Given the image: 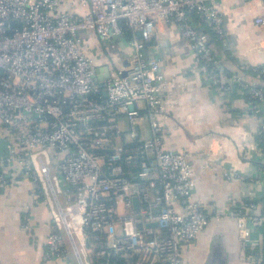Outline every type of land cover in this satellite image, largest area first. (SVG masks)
<instances>
[{
	"label": "built area",
	"instance_id": "2783aa9c",
	"mask_svg": "<svg viewBox=\"0 0 264 264\" xmlns=\"http://www.w3.org/2000/svg\"><path fill=\"white\" fill-rule=\"evenodd\" d=\"M70 1L0 0V190L16 173L36 182L45 195L42 182L47 183L54 206L41 223L48 228L43 259L71 250L83 264L85 249L104 258L103 264L117 258L125 264H181L184 246L210 217L193 195L189 153L164 145L166 80L157 59L145 58L144 48L160 23L173 21L210 85L228 88L225 56L213 46L226 40L222 14L212 0ZM74 2L87 4L88 12L77 16ZM190 14L209 27L213 41ZM254 22L264 25V14ZM124 26L130 31L129 63L122 67L128 74L110 63L99 73L108 77L98 79V64L80 32L103 40L123 35ZM247 73L264 81V64L239 63L229 76L246 88L258 118L264 85L249 84ZM254 136L264 159L263 122ZM255 207L250 200L229 210L238 237L247 243L253 225L264 232V207L254 213ZM23 227L32 230L27 221ZM252 254L253 262L264 264V233Z\"/></svg>",
	"mask_w": 264,
	"mask_h": 264
},
{
	"label": "crops",
	"instance_id": "0c3cea01",
	"mask_svg": "<svg viewBox=\"0 0 264 264\" xmlns=\"http://www.w3.org/2000/svg\"><path fill=\"white\" fill-rule=\"evenodd\" d=\"M212 2L223 17L225 43L213 41L209 27L196 23L213 41L215 52L224 54L226 74L230 76L239 63L264 64V25L254 22L256 16L264 14V0ZM74 3L77 16L88 12L87 4ZM158 26L146 42L144 56L157 59L166 80L162 95L169 107L168 117L162 121L164 145L189 153L194 169L193 195L210 217L208 224L184 246L181 264H260L258 259L253 262L252 251L262 244L263 228L253 225L252 243L242 241L229 210L250 200L256 202L254 213L264 207V159L254 136L259 123H264V100L259 103L258 118L254 117L246 88L231 82L229 76L224 80L228 88L210 85L196 53L180 37L177 25L168 21ZM122 36L126 42L112 37L101 40L91 31L80 32L88 54L104 71L106 64L122 68L124 61L129 60L131 46L128 38ZM245 79L249 84L264 85L253 73H247ZM228 170L235 171L232 177L225 175ZM51 209L36 182L21 178L19 173L3 185L0 264H79L71 250L65 257L43 259L48 228L41 223ZM25 221L31 224V231L24 229ZM89 255L90 264H94L95 258ZM81 258L83 263V255Z\"/></svg>",
	"mask_w": 264,
	"mask_h": 264
},
{
	"label": "rangeland",
	"instance_id": "374dc122",
	"mask_svg": "<svg viewBox=\"0 0 264 264\" xmlns=\"http://www.w3.org/2000/svg\"><path fill=\"white\" fill-rule=\"evenodd\" d=\"M140 125H141V128L143 130V136L144 137L148 136V131L146 129V120H141L140 121ZM121 126L122 127L124 126V120L123 119H121ZM50 175H51L52 182L55 183L56 173H55L53 167H51ZM42 185H43L44 190L46 191V200H47V202L49 203V205L53 209L54 203H53V198H52V195L50 193L49 187H48V185H47V183L45 181L42 182ZM58 195L60 196V200L63 203V199L61 198L59 190H58ZM81 254L83 255V263L84 264H90L91 263V258H90L89 253L86 252L85 249H84L83 251L81 250Z\"/></svg>",
	"mask_w": 264,
	"mask_h": 264
},
{
	"label": "trees",
	"instance_id": "16d2710c",
	"mask_svg": "<svg viewBox=\"0 0 264 264\" xmlns=\"http://www.w3.org/2000/svg\"><path fill=\"white\" fill-rule=\"evenodd\" d=\"M189 18H190V20L192 21V23L194 24V25H196L197 26V21H196V18H195V16L193 15V14H190L189 15ZM123 34H124V36L126 37V38H129V36H130V31H129V29L127 28V27H125L124 26V29H123ZM260 66L261 65H263V64H259ZM263 87V89H264V86H262ZM105 261H104V258H96V259H94V264H99V263H104ZM110 262H111V264H125L124 262H123V260L122 259H120V258H117V259H111L110 260Z\"/></svg>",
	"mask_w": 264,
	"mask_h": 264
},
{
	"label": "water",
	"instance_id": "95a60500",
	"mask_svg": "<svg viewBox=\"0 0 264 264\" xmlns=\"http://www.w3.org/2000/svg\"><path fill=\"white\" fill-rule=\"evenodd\" d=\"M140 35H141L140 31H138V32L136 33V36H137V37H140ZM109 37H112L113 39L120 38V39H122L124 42H126L125 38H124L122 35H110ZM128 63H129V60H128V59L124 61V64L127 65ZM105 68H106L105 70H108V67H107V66H106ZM100 72H101V69L98 68V69H97V77H98V79H103V78L108 77V73H107V72H106L104 75H99ZM127 74H128V69H126V68H122V69H121V75L125 76V75H127ZM104 94H105V93H104ZM150 224H151V225H154V223H150Z\"/></svg>",
	"mask_w": 264,
	"mask_h": 264
}]
</instances>
